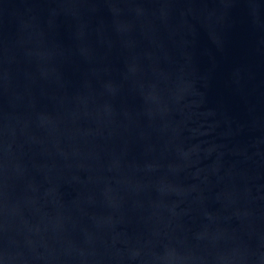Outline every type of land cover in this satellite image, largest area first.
Instances as JSON below:
<instances>
[{
    "label": "water",
    "instance_id": "water-1",
    "mask_svg": "<svg viewBox=\"0 0 264 264\" xmlns=\"http://www.w3.org/2000/svg\"><path fill=\"white\" fill-rule=\"evenodd\" d=\"M0 264H264V0H0Z\"/></svg>",
    "mask_w": 264,
    "mask_h": 264
}]
</instances>
